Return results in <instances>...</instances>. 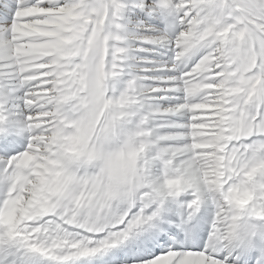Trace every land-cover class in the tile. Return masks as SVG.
<instances>
[{
	"label": "snow or ice",
	"instance_id": "6c2138e0",
	"mask_svg": "<svg viewBox=\"0 0 264 264\" xmlns=\"http://www.w3.org/2000/svg\"><path fill=\"white\" fill-rule=\"evenodd\" d=\"M0 264H264V0H0Z\"/></svg>",
	"mask_w": 264,
	"mask_h": 264
}]
</instances>
